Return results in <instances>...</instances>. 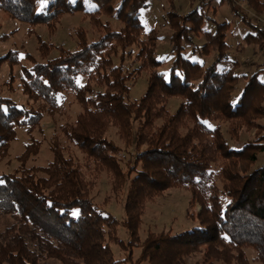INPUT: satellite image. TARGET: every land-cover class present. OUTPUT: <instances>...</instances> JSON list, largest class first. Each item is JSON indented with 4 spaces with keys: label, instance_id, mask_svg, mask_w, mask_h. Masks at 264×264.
Instances as JSON below:
<instances>
[{
    "label": "trees",
    "instance_id": "16d2710c",
    "mask_svg": "<svg viewBox=\"0 0 264 264\" xmlns=\"http://www.w3.org/2000/svg\"><path fill=\"white\" fill-rule=\"evenodd\" d=\"M226 1L253 27L246 40L264 46V29L237 12L234 0ZM148 5L149 0H0V10L9 17L34 26L46 24L54 30L65 14L81 11L101 32L89 42L80 27L77 48L61 46L53 56V47L39 40L42 61L22 66L20 80L23 94L34 103L42 101L38 108L0 96V159L16 139L17 127L32 133L45 111H64L69 94L82 111L61 131L84 156L79 160L54 139L48 165L29 166L41 146L31 135L17 158L19 168L0 172V213L12 218L0 232V264L50 259L61 264H189L188 255L201 251L204 264H250L245 248L254 249L255 259L264 264V124L258 122L264 118V68L240 76L234 60L233 68L220 69L230 49L229 22L207 16L201 7L180 13L171 3L166 22L175 57L165 71L156 53L159 31L148 29L141 18L140 10ZM103 16L116 17L123 26L115 30ZM205 20L214 22V31L203 27ZM187 45L201 59L213 53L216 57L209 65L191 59L185 55ZM16 54L10 50L0 57V67L4 62L11 66V80L12 67L20 63ZM130 58L138 63L136 68L127 64ZM143 72H149L146 91L130 100L129 82ZM81 77L86 81L81 83ZM241 78L246 83L240 91ZM173 97L182 100L175 112L168 108ZM212 121H229L230 137L238 138L246 125L256 127L257 134L241 146L231 145L221 125H207ZM111 124L134 150L126 169L118 158L121 148L106 136ZM85 167L92 169V178L103 170L111 172L116 191L128 187L122 220L97 208ZM173 187L188 189L189 204L201 205L192 217L197 224L176 234L149 231L142 239L146 204ZM120 224L128 240L116 233ZM111 243H118L126 256L117 258ZM137 247L140 254L134 259Z\"/></svg>",
    "mask_w": 264,
    "mask_h": 264
},
{
    "label": "rangeland",
    "instance_id": "374dc122",
    "mask_svg": "<svg viewBox=\"0 0 264 264\" xmlns=\"http://www.w3.org/2000/svg\"><path fill=\"white\" fill-rule=\"evenodd\" d=\"M43 2L44 0H38ZM171 3H173V9L180 13H187L195 7H201L202 12H206L207 16L216 19L217 21H227L230 24V31L227 37L230 49L228 50V59L220 62V69H229L234 67V60L238 61L240 66L234 72L240 74L251 75L254 71L264 68V46H259L257 43H250L246 40V35L249 31H253V27L249 25L246 20H243L241 14H237L232 10L231 5L226 0H149V5L143 8L141 11V18L148 29L156 27L159 31V41L157 45V56L163 59V69L168 71L172 61L174 60V53L172 51V44L170 41V35L172 29L166 22L167 12L171 9ZM92 6H89L91 8ZM237 12L246 13L250 16L251 22L257 25L259 28H264V0H234L233 6ZM103 21L110 19L111 25L115 30H119L123 23L116 17L107 18L102 17ZM82 27L87 35L89 42L97 40L100 37L101 32L99 27L94 26L90 22V18L84 12H75L73 14H65L62 19L54 26V30L47 28L46 24L31 25L26 22H22L18 19L11 18L3 10H0V37L7 35L0 40V57L10 50L16 51V55L20 60V63L12 67L14 70V77L11 80L10 65L8 62H4L0 67V96H7L14 99L20 105L24 107L34 106L38 108L41 104V100L34 103L30 100L26 94L22 92L21 78L23 77L22 66L30 67L34 61H42L40 56L39 46L41 41L49 43L53 50L50 52V56L58 55V48L63 46L69 49L77 48L76 31ZM204 28L214 31L215 24L213 21L205 20ZM199 41L204 40V35H198ZM41 40V41H39ZM186 46L185 55L191 59L204 61L206 65L212 63L215 59V53L210 56H206L201 59L200 55L196 52L192 53V50ZM116 61L119 59L116 58ZM130 69L138 66L137 62H134L133 58L127 60ZM12 70V71H13ZM11 71V72H12ZM12 75V73H11ZM149 72H143L140 75H134L133 79L129 82L131 85L130 100L140 98L146 91L147 79ZM260 79L264 81V72L261 73ZM81 83L86 81L85 77H81L79 80ZM246 80L241 78V82L238 84L237 90H242L243 84ZM181 98L173 97L169 99L168 108L171 112H175L179 107ZM43 104V103H42ZM65 108L63 112L53 113L45 111L41 122L35 129L28 132L25 127H17V137L10 143L8 153L5 157L0 159V172H12L19 168L20 161L17 159L26 149V144L31 141V135L40 141V149L36 155L30 157L29 166H46L52 160L53 155L50 149L52 141L59 139L60 144L70 148L72 154L83 160V153L74 145L68 141L62 130V125L65 123L74 122L78 113L82 111L80 104L76 101V98L72 94H69L64 103ZM259 123L264 124V118L258 120ZM229 121H212L208 122L211 128L221 125L224 137L227 138L231 145L241 146L243 143L253 140L257 134V128L252 129L246 126L240 127L238 138L230 137L227 132ZM117 125L111 124L107 128L106 136L109 140L114 142L121 148V153L118 154L122 166L131 158L134 150L132 147H128L123 139L120 137L119 129ZM264 158L262 155L260 157ZM259 162V161H258ZM258 164V163H257ZM125 168V167H124ZM87 174V179L92 180L91 184V197L94 203L97 205L104 214L110 213L122 220L125 217L124 203L126 198V192L128 187H120L119 190H114V175L103 170L97 174L94 178L89 173L86 167L84 168ZM126 169V168H125ZM221 186L220 180L218 181ZM191 192L183 187H173L164 191L161 195H155L146 204V211L142 217V225L140 233L142 239H145L149 231L161 232L171 231L173 234L179 233L191 228L197 222L193 221L192 217L196 212L200 211L201 205L197 202L190 205ZM193 214V215H192ZM190 215V216H189ZM12 223V218L8 215L0 213V232ZM126 228L120 224L118 231L116 232L119 238L128 240V233ZM118 243H111L115 256L121 258L126 256V252L118 246ZM245 254L248 257L250 264H261L257 261L256 251L252 248H245ZM203 251L189 254L186 258L189 264L200 262L204 264ZM140 254V248H135L134 259ZM41 264H61L54 259L42 261ZM142 264H149L143 262Z\"/></svg>",
    "mask_w": 264,
    "mask_h": 264
},
{
    "label": "snow or ice",
    "instance_id": "6c2138e0",
    "mask_svg": "<svg viewBox=\"0 0 264 264\" xmlns=\"http://www.w3.org/2000/svg\"><path fill=\"white\" fill-rule=\"evenodd\" d=\"M0 183H3V181H0Z\"/></svg>",
    "mask_w": 264,
    "mask_h": 264
},
{
    "label": "built area",
    "instance_id": "2783aa9c",
    "mask_svg": "<svg viewBox=\"0 0 264 264\" xmlns=\"http://www.w3.org/2000/svg\"><path fill=\"white\" fill-rule=\"evenodd\" d=\"M264 29V28H263Z\"/></svg>",
    "mask_w": 264,
    "mask_h": 264
}]
</instances>
